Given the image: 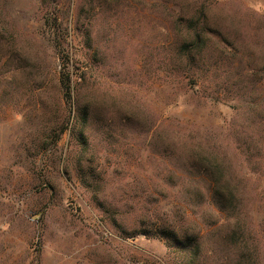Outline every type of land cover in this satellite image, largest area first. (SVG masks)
<instances>
[{"label": "rangeland", "instance_id": "rangeland-1", "mask_svg": "<svg viewBox=\"0 0 264 264\" xmlns=\"http://www.w3.org/2000/svg\"><path fill=\"white\" fill-rule=\"evenodd\" d=\"M0 264H264V0H0Z\"/></svg>", "mask_w": 264, "mask_h": 264}, {"label": "trees", "instance_id": "trees-1", "mask_svg": "<svg viewBox=\"0 0 264 264\" xmlns=\"http://www.w3.org/2000/svg\"><path fill=\"white\" fill-rule=\"evenodd\" d=\"M44 26L49 31H51V32L53 31L54 32V35L56 34V28H58V26H57V24L55 22H52L50 19L47 18V19L44 20ZM66 80L69 81V76L68 75H66Z\"/></svg>", "mask_w": 264, "mask_h": 264}]
</instances>
